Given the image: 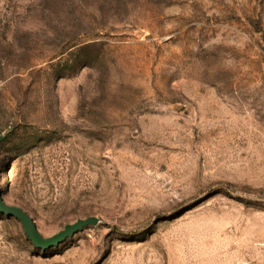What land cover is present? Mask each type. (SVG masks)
I'll list each match as a JSON object with an SVG mask.
<instances>
[{
  "label": "rangeland",
  "instance_id": "rangeland-1",
  "mask_svg": "<svg viewBox=\"0 0 264 264\" xmlns=\"http://www.w3.org/2000/svg\"><path fill=\"white\" fill-rule=\"evenodd\" d=\"M0 264H264V0H0Z\"/></svg>",
  "mask_w": 264,
  "mask_h": 264
},
{
  "label": "water",
  "instance_id": "water-1",
  "mask_svg": "<svg viewBox=\"0 0 264 264\" xmlns=\"http://www.w3.org/2000/svg\"><path fill=\"white\" fill-rule=\"evenodd\" d=\"M5 135L0 134V142L4 139ZM0 212L6 214L7 216H15L22 223L25 232L29 236V238L33 241V243L39 248H49L54 246L61 241H63L67 236L73 234L77 230L81 229L84 225L96 223L97 219L94 217H88L86 219H79L72 224L66 225L62 230L57 232L56 234L50 237H42L35 225L33 224L32 219L29 217L27 213H25L20 207H14L6 205L1 197V189H0Z\"/></svg>",
  "mask_w": 264,
  "mask_h": 264
}]
</instances>
